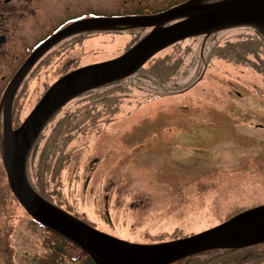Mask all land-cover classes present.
Returning a JSON list of instances; mask_svg holds the SVG:
<instances>
[{
  "label": "rangeland",
  "instance_id": "374dc122",
  "mask_svg": "<svg viewBox=\"0 0 264 264\" xmlns=\"http://www.w3.org/2000/svg\"><path fill=\"white\" fill-rule=\"evenodd\" d=\"M245 38L232 31L220 47H206L211 66L184 42L157 55L137 79L66 106L77 110L101 93L109 102L119 96L123 109L99 135L78 126L67 133L63 162L42 161L51 178L55 166L54 185L97 230L138 244L185 235L173 241L240 214H232L236 205L264 201V81L214 56ZM43 235L10 190L0 149V264H33L44 253Z\"/></svg>",
  "mask_w": 264,
  "mask_h": 264
},
{
  "label": "water",
  "instance_id": "95a60500",
  "mask_svg": "<svg viewBox=\"0 0 264 264\" xmlns=\"http://www.w3.org/2000/svg\"><path fill=\"white\" fill-rule=\"evenodd\" d=\"M209 1L189 0L152 17L125 19L124 22L136 27L155 26V29L121 57L80 68L61 78L15 131L10 118L16 85L7 94L9 107L2 154L11 192L33 220L75 244L95 264H176L207 252L240 250L264 243V205L183 239L157 244L127 242L97 230L42 197L28 174L29 157L36 141L49 121L72 100L131 77L161 51L191 37L239 27L256 29L264 37V0H217L204 4ZM178 19L184 20L163 27ZM82 23L78 27L84 30V27L97 29L108 21Z\"/></svg>",
  "mask_w": 264,
  "mask_h": 264
},
{
  "label": "flooded vegetation",
  "instance_id": "af4514ba",
  "mask_svg": "<svg viewBox=\"0 0 264 264\" xmlns=\"http://www.w3.org/2000/svg\"><path fill=\"white\" fill-rule=\"evenodd\" d=\"M163 1L0 0L1 152L6 112L9 107L6 97L15 85L16 91L10 118L11 128L14 131L22 126L50 87L61 78L80 68L121 57L155 29V26L136 27L124 22L125 19L152 17L189 0L162 7ZM216 2L217 0H211L204 4ZM90 20H105L108 23L98 25L97 29L84 27L82 30L78 27L83 24L82 22ZM183 20H174L162 26L169 27ZM162 26L157 25V28ZM232 31H243V33L254 35L257 30L239 27L209 35H199L178 42L167 49L191 41L194 46L196 45V50L198 49L196 59L200 60L204 66H211L214 60L208 58L210 53L206 47H212V45L220 47L223 36ZM157 55L152 58L155 59L154 61L150 59L145 66L157 63ZM216 60L224 61L219 58ZM145 66L131 77L118 82L137 79ZM65 110L66 106L46 125L30 153L29 162L49 160L58 163L64 161L66 134L62 120L65 118Z\"/></svg>",
  "mask_w": 264,
  "mask_h": 264
},
{
  "label": "trees",
  "instance_id": "16d2710c",
  "mask_svg": "<svg viewBox=\"0 0 264 264\" xmlns=\"http://www.w3.org/2000/svg\"><path fill=\"white\" fill-rule=\"evenodd\" d=\"M245 34L247 35V38L240 42L230 43L225 46L224 49H217L214 56L219 59H223L227 62V65L232 66V68H235L238 72L241 73L245 71L248 74L259 76L261 80L264 81V57L262 56L264 54V37L257 31L254 32V35H251L250 33ZM249 62L251 63L249 64ZM160 73L163 77L166 74L165 70L162 69ZM108 86L91 91L83 95V98H90V96L93 95L92 93L99 92L101 89L107 88ZM106 97L107 95H102L100 93V95L95 96V99L89 102L87 106H80V108L77 106V110L66 111L65 118L62 120V122H64L65 134L69 133V136H74V132L78 129L77 126L83 130V133L93 131L96 135L101 134L103 131L101 126L103 124L109 125L114 120V117L123 110L119 108V96L115 95L110 102L106 99ZM108 105L110 106L108 107ZM52 167L51 163V169ZM53 170L54 172H52L53 176L51 178L46 175L47 166L45 165V162L30 161L29 173H33V178L31 179L30 177V180L34 189L48 201L66 210L87 224L95 227L85 218L86 216L84 214L76 210V208L69 203L67 196L65 197L62 194V189L57 185L58 183L54 185L53 179H55V175L57 174L55 166ZM261 190L263 191V189ZM262 204H264V201L256 202L254 204L249 203L248 206L236 205L234 208L236 211L232 214L236 215L244 210L251 209ZM210 208L213 211L215 210L213 205H211ZM214 213H217V211H214ZM227 219V217L224 219L220 218L219 221L224 222ZM42 229L44 230V253L35 258L33 264H65L68 262L72 264H95L85 252L63 236L46 228L42 227ZM175 235L178 236H152V238H150L151 240L147 242L161 243L185 236L181 231L179 234ZM181 263L264 264V243L240 250H220L214 252L210 256L202 254L192 256L183 260Z\"/></svg>",
  "mask_w": 264,
  "mask_h": 264
}]
</instances>
